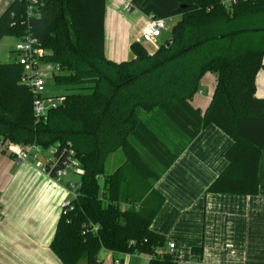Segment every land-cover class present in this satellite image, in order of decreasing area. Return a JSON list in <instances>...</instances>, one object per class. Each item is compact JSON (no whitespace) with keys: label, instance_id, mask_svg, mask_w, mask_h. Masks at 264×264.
I'll use <instances>...</instances> for the list:
<instances>
[{"label":"trees","instance_id":"obj_1","mask_svg":"<svg viewBox=\"0 0 264 264\" xmlns=\"http://www.w3.org/2000/svg\"><path fill=\"white\" fill-rule=\"evenodd\" d=\"M130 3L153 18H180L153 53L134 41L133 57L120 62L104 54L105 0H13L0 15V39L35 37L44 60L60 66L52 84L65 90L61 102L37 120L32 94L19 81L21 65L0 61V135L20 146L67 144L84 170L49 244L62 264H101L104 250L176 264L157 252L167 240L151 229L164 202L154 185L210 124L232 145L207 191L254 195L262 181L264 97L255 94V78L263 66L264 0ZM206 72L215 75V87L201 111L191 99ZM115 151L122 162L106 174Z\"/></svg>","mask_w":264,"mask_h":264},{"label":"crops","instance_id":"obj_2","mask_svg":"<svg viewBox=\"0 0 264 264\" xmlns=\"http://www.w3.org/2000/svg\"><path fill=\"white\" fill-rule=\"evenodd\" d=\"M12 1L0 0V15ZM130 1L105 0L104 54L116 62L133 57L130 44L139 41L150 19L133 6L125 9ZM222 1L228 4L232 0ZM2 56L0 50V60ZM206 73L199 80L205 90L195 92L191 99L201 111L207 108L215 87V75ZM255 84V94L264 97V56ZM231 145L232 139L210 124L155 182L164 202L151 229L167 240L157 249L163 258L176 264H264V149L258 165L262 181L256 194L207 191L226 167L224 153ZM66 197L63 182H56L29 161L0 153V264H62L49 244L60 217V202ZM169 241L176 244L172 257L167 255ZM103 254L101 264H114L115 259L121 264L149 261L146 254L107 250Z\"/></svg>","mask_w":264,"mask_h":264},{"label":"built area","instance_id":"obj_3","mask_svg":"<svg viewBox=\"0 0 264 264\" xmlns=\"http://www.w3.org/2000/svg\"><path fill=\"white\" fill-rule=\"evenodd\" d=\"M26 1L33 3L34 0ZM132 6L131 3H127L124 8L130 9ZM31 15L32 12L28 11V16ZM167 19L150 16L148 23L142 28L138 42H149L160 37L163 31L168 30ZM14 48L17 54L15 61L22 67V75L19 81L30 90L33 97V116L37 120H46L49 110L61 102V96L50 91L47 76L53 80V76L60 72V66L44 60L47 51L38 46L37 38L30 35L17 40ZM0 153L10 156L16 161L33 163L56 182L72 176L74 179L70 178L65 182L67 197L60 202V210L65 212L73 206V200L77 198L80 187L79 178L84 174V170L75 158L74 150L69 145L57 146L54 144L48 148H43L33 142L20 146L0 135ZM120 207L138 209L139 205L122 203ZM97 228V224H92L93 230H97ZM132 243L133 241H130V244ZM167 245L169 253H175V242L169 241ZM113 263L121 264L119 259H115Z\"/></svg>","mask_w":264,"mask_h":264},{"label":"rangeland","instance_id":"obj_4","mask_svg":"<svg viewBox=\"0 0 264 264\" xmlns=\"http://www.w3.org/2000/svg\"><path fill=\"white\" fill-rule=\"evenodd\" d=\"M179 18H180L179 15H176V16H173V17H171V18H168V19H167V22H166V25H167V29H168V30H167V31H164V32H163V35H162L161 37H158L157 39H154L153 41L144 42L143 45H145V48H146V50H147L149 53H153V52L158 48V46H159L162 42H164L165 39L168 38V36H169V31H170L172 25H174V24L179 20ZM141 43H142V42H141ZM15 44H16L15 39H14V37H12V36H3V37L0 39V50L2 51V54H3L2 57H4V58H1L0 61H2V62H6V61L14 60V58H15V54H14V55L11 54V50H10V49H11L12 47H14ZM207 74H208V73H204V74L201 76L200 79H202V78H203L205 75H207ZM47 80H48V82H49V88H50V91H51L52 93H58V94L61 95V94H63V92H65V90H64L62 87H56V86L52 85V79H51L50 76H47ZM198 87H199V88L197 89L196 93L199 92L200 89H201V91H204V90H205V88H203V86L200 85V84H198ZM196 93H195V94H196ZM212 94H213V92H212ZM212 94H211V96H212ZM210 99H211V97H210ZM210 99H209L208 102H210ZM140 116H141V118H144V114H141ZM181 142H182V139H181V138L177 139V143H176V145H177V144H181ZM122 159H123V158H122L121 152H119V151H115L114 153H111L110 155H108V157L106 158V161H105L104 173H106V174L111 173V172L115 169V167H116L119 163L122 162ZM70 178H71V179H74L72 176H68V177H66V178H63V179L61 180V182H63V183L65 184L66 180H67V179H70ZM168 251H169V250H168ZM103 253H104V251H102V252L100 253V257H101V259H102V257L105 256ZM105 254H106V253H105ZM167 255H169V257H172V256H173L172 253H168ZM167 257H168V256H167Z\"/></svg>","mask_w":264,"mask_h":264},{"label":"bare ground","instance_id":"obj_5","mask_svg":"<svg viewBox=\"0 0 264 264\" xmlns=\"http://www.w3.org/2000/svg\"><path fill=\"white\" fill-rule=\"evenodd\" d=\"M16 42H17V41H16ZM13 50H14V52H15V48H13ZM16 56H17V54H16V52H15V59H14V60H16ZM52 85H53V84H52ZM64 199H65V198H64ZM64 199H63V200H64ZM63 200H62V201H63ZM62 201H61V202H62Z\"/></svg>","mask_w":264,"mask_h":264}]
</instances>
